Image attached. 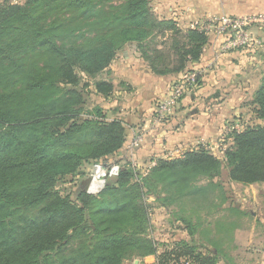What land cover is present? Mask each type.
Listing matches in <instances>:
<instances>
[{"label": "trees", "instance_id": "1", "mask_svg": "<svg viewBox=\"0 0 264 264\" xmlns=\"http://www.w3.org/2000/svg\"><path fill=\"white\" fill-rule=\"evenodd\" d=\"M167 31L169 50L156 49ZM208 40L160 17L153 0L0 3V264H127L148 255L156 264H236L235 231L249 213L231 185L264 182V69L247 103L251 119L228 133L223 158L200 147L145 171L117 161L126 126L100 100L114 92L104 75L127 45L155 70L183 75ZM97 162L121 169L91 194L80 179ZM69 176L77 188L62 194L57 184ZM155 207L190 240H156Z\"/></svg>", "mask_w": 264, "mask_h": 264}, {"label": "crops", "instance_id": "2", "mask_svg": "<svg viewBox=\"0 0 264 264\" xmlns=\"http://www.w3.org/2000/svg\"><path fill=\"white\" fill-rule=\"evenodd\" d=\"M153 9L160 17L175 21L176 26L185 32L195 28V20L208 14H264V0H153ZM255 27L258 34L264 35V27ZM206 35L209 40L201 58L188 63L189 69L200 72L201 84L187 92L176 105L169 120L158 126H152L157 107L171 84L182 73H162L155 70L134 43L117 54L104 75L112 80L114 92L108 100H100L111 118L117 117L124 121L127 130L126 144L139 131H144V139L132 152L125 144L115 160L128 158L134 166L145 171L154 164V159L166 158L169 151L198 149L203 141L212 146L217 145L225 135L226 127L232 122L246 124L251 119L247 103L253 100L261 85L263 53L241 49L223 52L221 44L224 39L213 34ZM173 40L171 31H167L164 35H158L153 43L156 49L168 51ZM168 64L171 67L173 60H168ZM258 122L264 125V120ZM227 139L230 144L232 139L229 136ZM212 150H215L214 147ZM223 151L220 158L224 156ZM233 184L252 186L257 189H254L253 197L264 199V182ZM156 208L158 224L162 230L158 232V236H154L156 240L169 245L175 240H190L186 230L170 223L169 213L165 208ZM234 236L237 241L236 235ZM236 245V249L231 252L236 264H264V260H258L257 255L248 253L249 255L242 256L237 242ZM133 264H156V256L148 255L141 261H133Z\"/></svg>", "mask_w": 264, "mask_h": 264}, {"label": "built area", "instance_id": "3", "mask_svg": "<svg viewBox=\"0 0 264 264\" xmlns=\"http://www.w3.org/2000/svg\"><path fill=\"white\" fill-rule=\"evenodd\" d=\"M264 27V14L256 13L254 15L234 16V15H214L208 14L205 17L195 20L193 27L203 31L206 34H213L224 39L221 44V50L228 52L233 49L253 50L264 48V35L258 34L250 29L251 26ZM200 72L198 70H191L178 79H176L170 86L169 90L161 99L157 110L153 116L152 126H158L166 123L174 114L176 105L180 99L189 91L198 86ZM244 125L241 122L230 124L226 127V133L221 138L218 146L226 147V140L228 133L233 130H242ZM144 139V131H139L134 136L133 140L129 142L127 148L130 152ZM204 147L212 150L211 143L201 142L198 149ZM192 150V149H191ZM187 152L185 149H176L169 151L166 158H177ZM134 165V164H133ZM121 166L119 163H111L110 165L97 162L93 165L91 173V181L88 185L87 191L91 194H98L106 185L109 177H115L119 174ZM94 182L99 185L94 186ZM184 264H195L190 261H184Z\"/></svg>", "mask_w": 264, "mask_h": 264}, {"label": "rangeland", "instance_id": "4", "mask_svg": "<svg viewBox=\"0 0 264 264\" xmlns=\"http://www.w3.org/2000/svg\"><path fill=\"white\" fill-rule=\"evenodd\" d=\"M3 0H0V3ZM14 3L24 2L26 0H9ZM223 15V14H219ZM254 15V14H252ZM250 29L257 33V29L255 26H251ZM259 51H261L259 49ZM90 102V101H89ZM234 121V120H233ZM235 122H232L233 124ZM220 143V142H219ZM213 145L214 151H212L217 156H222V152L226 147L225 146H218ZM226 146L229 144L228 139L226 140ZM128 143L126 144L127 148ZM93 165L86 166V176L80 179V182H84L87 177H89L92 173ZM73 180L72 177H65L62 178L58 184L57 189L63 194L66 191L72 192L74 191L77 186V182H71ZM232 195L235 203L240 205L244 208L248 213L249 216L244 224V228L239 229L236 231V242L239 246V252L244 255H257L258 260H264V199H255V190L256 188L252 186H242L239 184H233L231 186ZM257 190V189H256ZM156 208V207H155ZM152 210V235L158 236V232L160 233L162 230L160 229L161 226L158 224V209L156 208ZM252 217V218H251ZM249 253V254H248ZM127 264H133V262H127Z\"/></svg>", "mask_w": 264, "mask_h": 264}, {"label": "water", "instance_id": "5", "mask_svg": "<svg viewBox=\"0 0 264 264\" xmlns=\"http://www.w3.org/2000/svg\"><path fill=\"white\" fill-rule=\"evenodd\" d=\"M91 175L89 176V177H87V179H85V181L83 182V185H84V187L85 188H88V185H89V183H90V181H91Z\"/></svg>", "mask_w": 264, "mask_h": 264}, {"label": "bare ground", "instance_id": "6", "mask_svg": "<svg viewBox=\"0 0 264 264\" xmlns=\"http://www.w3.org/2000/svg\"><path fill=\"white\" fill-rule=\"evenodd\" d=\"M97 185H99L97 182H94V186H97Z\"/></svg>", "mask_w": 264, "mask_h": 264}]
</instances>
